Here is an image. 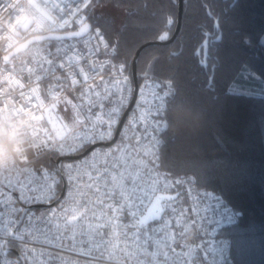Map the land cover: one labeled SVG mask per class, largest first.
<instances>
[{"label": "built area", "instance_id": "built-area-1", "mask_svg": "<svg viewBox=\"0 0 264 264\" xmlns=\"http://www.w3.org/2000/svg\"><path fill=\"white\" fill-rule=\"evenodd\" d=\"M27 2L34 4L36 0ZM19 3L21 0H0V22L8 24L10 31L15 24L27 26L32 20L23 8L14 9ZM48 3L54 6L59 21V26H53L48 32L75 30L81 15L87 16L86 12L79 11L83 0H48ZM14 11L19 14L13 16ZM8 17H12V23ZM102 40L107 41V47ZM40 42V51L18 66L8 65L6 70L0 66V82L7 81L16 91L13 102L23 112L30 113L33 120L57 129L49 114L51 105L56 103L55 110L71 106L83 121L75 127L59 130L61 135L67 134L63 154L56 151L46 154L55 162L59 156L76 155L94 143L111 140L123 113L131 106L113 142L93 146L77 158L62 160L65 190L59 198L63 181L56 163L48 167L41 159L19 180L0 184V264H234L231 240L223 230L237 222L238 211L215 191L197 183L191 187L177 183L179 175L161 167L155 172L138 173L136 167L128 163L130 149L141 145L153 147L158 123L156 109L163 82L143 71L133 98L134 82L124 69L128 83L123 85V93L113 91L108 99L101 100L95 93L99 91L103 97V85L111 84L120 75V63L110 57L108 47L113 43L99 24H91L86 36ZM157 84L156 97H153L146 86ZM141 88L145 89L143 98ZM113 108L118 111H111ZM141 114L146 116L143 121ZM129 120L134 121V128ZM63 123L67 125L64 119ZM109 130L110 137L106 135ZM81 143L83 147H79ZM74 146L77 150L68 154ZM117 146L124 148V163L115 161L114 154H119ZM110 150L107 162L99 165L98 170L103 175L96 180V171H93L90 181L83 175L89 158L99 160ZM93 152L97 154L95 157H92ZM113 174L115 182L111 178ZM110 187L113 188L111 194ZM121 191L127 195V202ZM175 192L174 198L161 200L156 218L141 223L156 194ZM99 200L103 203H98ZM109 203H123L118 218L111 208L105 207ZM73 208L76 211H72ZM73 217L74 220H69ZM181 220L194 222L192 243L198 247L192 252L180 242Z\"/></svg>", "mask_w": 264, "mask_h": 264}, {"label": "trees", "instance_id": "trees-1", "mask_svg": "<svg viewBox=\"0 0 264 264\" xmlns=\"http://www.w3.org/2000/svg\"><path fill=\"white\" fill-rule=\"evenodd\" d=\"M168 11L178 17L169 0H150L147 9L140 0H93L85 12L111 43H118L131 74L136 50L166 30ZM262 37L264 0H188L187 5L183 0L175 38L147 46L136 61L140 79L147 62L158 57L148 73L161 82L174 74L210 113L194 139L168 137L161 168L173 175L191 168L199 186L215 191L239 212L237 222L223 230L231 240L234 264H264ZM181 45L182 55L170 61L169 50ZM40 161L55 166L46 154Z\"/></svg>", "mask_w": 264, "mask_h": 264}, {"label": "clouds", "instance_id": "clouds-1", "mask_svg": "<svg viewBox=\"0 0 264 264\" xmlns=\"http://www.w3.org/2000/svg\"><path fill=\"white\" fill-rule=\"evenodd\" d=\"M173 9L180 7V0H169ZM150 0H140V6L144 9L149 7ZM188 0H185V5ZM14 9L23 8L32 20L25 26L24 23L14 25L12 31L8 24L0 22V66L7 69L8 65H19L33 53L40 51L41 43L35 37L46 34L53 26H59L58 17L53 11V5L48 0H36L29 4L27 0L13 6ZM19 14L14 11L13 16ZM12 23V17H8ZM165 31L167 39H161V34L156 36L157 40L167 41L172 38L173 33L179 27V18L168 11L165 13ZM170 21V23H169ZM264 41V37L261 38ZM46 45V42H43ZM107 43V41H106ZM24 45V47H21ZM111 58H119L120 66L128 67L124 54L121 53L118 43L108 47ZM183 53V46L172 48L168 52L170 61L178 59ZM7 58V59H5ZM158 57H153L145 65V72H150L152 65ZM127 77V76H126ZM163 93L159 98L156 109L157 125L156 135L153 137V147L138 146L129 150L128 163L134 165L138 173L145 170L155 172L164 163V152L168 143V137L183 136L194 139L200 130L210 119V113L189 94L183 87L182 82L170 74L164 79ZM0 184L6 181L19 180L21 175L32 170V167L47 153L56 151L62 153L63 142L67 134L55 128L49 127L45 122L31 119L30 113L23 112L17 103L13 102L16 91L10 88L7 81L0 82ZM207 90V88H205ZM117 163H124L125 156L114 154ZM197 182L196 173L189 168L182 172L177 183L185 186H193ZM79 189L77 193L79 194ZM72 211H76L75 208ZM194 222L181 220L179 235L180 242L194 251L198 245L192 243L195 238Z\"/></svg>", "mask_w": 264, "mask_h": 264}, {"label": "snow or ice", "instance_id": "snow-or-ice-1", "mask_svg": "<svg viewBox=\"0 0 264 264\" xmlns=\"http://www.w3.org/2000/svg\"><path fill=\"white\" fill-rule=\"evenodd\" d=\"M92 3H93V0H83V4H82V6H81V9H79V11H80L81 13H84V12H85V11H86V10L92 5ZM75 15H76V13L74 12V13H73V16H75ZM65 23L68 24V27H69V28L72 27V24H71L69 21H65ZM169 23H170V21H169ZM77 25H78L77 29H76L75 31H73V32H70L69 35H73V36H86V35H88V34L90 33L91 26H90V24L87 22V16H86V15H81V18L77 20ZM160 38H161V39H167V33H162ZM89 39H91V37H89ZM217 39L219 40L220 37H217ZM101 43H102L105 47H107V43H106V41H103V40H102ZM205 43H206V42H205ZM85 45L88 46V41H87V40L85 41ZM202 47H203V46H202ZM200 63H201L202 66H204V65L206 64V61L203 60V59H201ZM123 73H124V67L121 65V66H120V75H119L118 77H116V78L112 81L111 84H109L108 82H105V83H104V85H103V92H104L103 97H101V92H99V91H97V92L95 93V95H96L97 97H100L101 100H106V99H108V97L111 95V93H112L113 91H115L117 94H118V93H119V94H122V93H123V85L128 83V77L124 76ZM113 75H114V76L116 75L115 72L113 73ZM210 79H211V78H210ZM146 87H149V90L151 91L152 96H153V97H156V88H158L159 85L157 84V85H155V86L152 85V86H146ZM144 92H145V89H144V88H141V97H142V98H143V96H144ZM55 99H56V98L54 97V100H55ZM121 100H122V101L124 100V97H123L122 95H121ZM89 102H91V101H89ZM101 106H102V104H101ZM51 107L55 108V107H56V103H53V104L51 105ZM111 111H113V112H117L118 109L113 108ZM145 118H146L145 114H141V117H140L141 121L145 120ZM97 119L99 120L100 117H97ZM77 122H78V123H82L83 121L80 120V119L78 118ZM110 123H116V121H111ZM128 123H129L130 125H132L133 128L135 127V124H134V121H133V120H129ZM104 135H105V134H102V135H101V138H104ZM106 135L110 137V136H111V130H109V132H108ZM125 138H127V136H126ZM79 147H83V144L81 143V144L79 145ZM76 150H77V148L74 146V147H72V148L69 149L68 154H71V153L75 152ZM117 150L119 151V153L121 154V156H124V155H125V153H124V148H123L122 146H117ZM96 155H97V154H96L95 152L92 153V157H95ZM110 156H111V150H110L109 152L104 153V154L100 157L99 160L89 158V160H88V162H87V163H88V167H85V168H84L83 175L86 176V177H88V179L91 181V180L93 179L92 172H93V171H96V177H95V179H96V180H99V179L101 178V176L103 175L102 171H99V170H98V169H99V165H100L101 163H106V162H107V158L110 157ZM101 158H102V159H101ZM81 163L83 164L84 162H81ZM68 167H72V166H71V165H68ZM111 178H112V180H113L114 182L116 181V176H115V174H113ZM45 179H47V177H45ZM117 186H118V185H114V187H117ZM88 187H93V185H92V184H88ZM96 190L99 191V187H97ZM112 192H113V188L110 187V188H109V193L111 194ZM121 196H123L125 202H127V195H126L125 193H123V191H121ZM98 203H103V201H102V200H99ZM105 207H107V208H111L112 211H113V213H114V216H115L116 218H118L119 215H120V212H121L122 209H123V203L120 204V205H114V204H112V203H109V204H107ZM133 215H134V214H133ZM74 218H75V217H73V219H74Z\"/></svg>", "mask_w": 264, "mask_h": 264}, {"label": "water", "instance_id": "water-1", "mask_svg": "<svg viewBox=\"0 0 264 264\" xmlns=\"http://www.w3.org/2000/svg\"><path fill=\"white\" fill-rule=\"evenodd\" d=\"M182 13H183V0H180V7L178 8L179 27L173 33L172 38L170 40H167V41L150 40V41H147V42L143 43L142 45H140V47L136 50L135 55H134L133 60H132V63H131V77H132L133 82H134V95H133V98L135 97V93H136V89H137V84H138V73H137V65H136V61H137L138 56L140 55L141 51L144 48H146L147 46H149V45H152V44H165V43L171 42L175 38L176 34L178 33V31L180 29ZM87 22L91 26V22L89 20H87ZM75 30H70V31H65V32H47L46 34H44L42 36L35 37V39L37 41H44V40H57V39H69V38H78V37H81V36L69 35L70 32H73ZM21 47H24V45H22ZM5 59H7V58H5ZM132 102H133V99H132ZM130 106H131V104L126 108L125 112L123 113V116H122V118L120 120V123H119V125H118V127L116 129L115 135H114V137L111 140H109L107 142L94 143L90 147H88L87 149H85L83 152H81L79 154L59 156L56 159V162H55L56 163V168H57L58 172L60 173V175L62 177V181H63L62 182V191H61L60 195L58 196V198L63 194V192L65 190V181H64L63 174H62V170H61V162H62V160L63 159L77 158V157L85 154L93 146H96V145H107V144H110L111 142H113V140L117 136V133L119 131V128H120V126H121V124H122L125 116L127 115L128 111L130 109ZM176 195H177V192H175V193H158V194H156L155 197H154V199H153V201L148 206L145 214L142 216L141 223L145 224V223L153 220L154 218H156L158 216L160 202H161L162 199H164V198H174ZM33 206H37V205H32L31 207H33ZM29 207L30 206H28L27 208H29ZM69 220L72 221L74 219L70 218Z\"/></svg>", "mask_w": 264, "mask_h": 264}, {"label": "rangeland", "instance_id": "rangeland-1", "mask_svg": "<svg viewBox=\"0 0 264 264\" xmlns=\"http://www.w3.org/2000/svg\"><path fill=\"white\" fill-rule=\"evenodd\" d=\"M235 89L242 90V88H240L239 86L235 87ZM49 114L58 130H65L71 127H75L78 124L77 120L79 117L74 113V109L71 106H69L67 109H64L63 106H60L57 110L51 107L49 109ZM59 114L61 115V117ZM63 119L66 120L67 125H64Z\"/></svg>", "mask_w": 264, "mask_h": 264}, {"label": "bare ground", "instance_id": "bare-ground-1", "mask_svg": "<svg viewBox=\"0 0 264 264\" xmlns=\"http://www.w3.org/2000/svg\"><path fill=\"white\" fill-rule=\"evenodd\" d=\"M233 209V208H232ZM235 210V209H234ZM236 211V210H235Z\"/></svg>", "mask_w": 264, "mask_h": 264}]
</instances>
